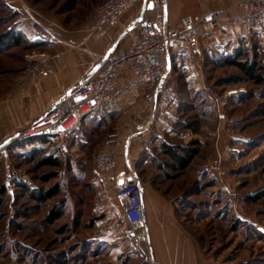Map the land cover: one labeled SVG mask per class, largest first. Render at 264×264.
<instances>
[{
    "label": "rangeland",
    "instance_id": "374dc122",
    "mask_svg": "<svg viewBox=\"0 0 264 264\" xmlns=\"http://www.w3.org/2000/svg\"><path fill=\"white\" fill-rule=\"evenodd\" d=\"M9 1L11 4L0 0V37L16 29L27 37L19 25L20 18L26 17L31 28L48 42L46 36L53 29L87 22L102 0ZM33 19L47 28L43 34ZM27 38L29 41L6 39L0 44V96L15 86L27 66L50 53L46 42ZM239 41L236 48L250 57L256 55L263 66L259 73L264 74L261 34L250 36L248 42L244 38ZM202 67L207 84L218 93L233 88H244L247 93L224 105L204 90L179 96L180 102L190 107L176 111L175 120L161 131L159 142L154 141L150 151L139 152L129 172L136 175L139 185L163 183L167 192H174L200 256L217 264H264V83L253 82L234 65L217 66L207 60ZM179 89L185 91V84ZM172 128L177 134L167 133ZM12 138L0 142V264H147L145 256L128 251V226L116 187L109 180L113 172L98 171L90 151L81 159L79 146H71L75 140L64 143L69 148L65 145L63 150L61 139L42 147L43 155L57 156L62 164L37 168L39 157L27 162L29 144L36 141L33 148L42 149L39 144L43 142L32 139L17 144ZM161 141L195 148L198 154L184 170H166L159 166L171 159L162 153ZM5 161L22 177L17 186H27L17 187L14 199L1 194ZM205 164L212 169L201 176ZM160 168L163 172L156 175ZM52 174L56 175L50 177ZM52 187L60 192L39 201L42 192ZM62 200H66L63 206ZM52 211V216H60L49 221Z\"/></svg>",
    "mask_w": 264,
    "mask_h": 264
},
{
    "label": "crops",
    "instance_id": "0c3cea01",
    "mask_svg": "<svg viewBox=\"0 0 264 264\" xmlns=\"http://www.w3.org/2000/svg\"><path fill=\"white\" fill-rule=\"evenodd\" d=\"M238 1L161 0L172 24H178L185 15L200 16L207 10L230 9ZM7 2L11 4L9 0ZM96 6L87 22L74 26L61 25L59 29L48 31V42L31 28L26 17L20 18L19 25L27 37L46 42L50 53L35 65L27 66L15 86L0 96V142L16 136L40 119L65 93L77 87L85 78L93 76L109 54L127 50L131 41L139 35L137 24L142 14L152 13L149 6H134L123 14L118 24L110 27L104 36H100L91 30L92 23L97 19ZM14 7L20 9L16 4ZM256 33L259 35L260 31L255 26L225 25L224 29L201 36L197 50L173 52L168 77L175 83L179 96L190 90H203H194L198 83L205 85L201 78L204 75L203 62L209 60L212 65H216V55L234 51L240 39L244 38L248 42L250 36ZM182 65H188L187 73H197L198 79L188 84L185 80L187 73L181 70ZM173 75L177 78L174 79ZM132 80L131 68L127 65L122 67L112 100L94 115L84 118L74 133L55 136L46 143H58L61 139L64 150L67 145L64 143L75 140V144L71 146H79L77 150L81 159H86L90 151L93 164L97 154L115 153L119 166L109 178L115 185V177L128 173L139 152L150 151L156 144L154 141L159 142L161 131L175 120L181 98L171 108L158 112L155 110V101L148 98L151 87H134ZM182 84L186 86L185 91L179 89ZM167 133L172 135L176 132L172 128ZM72 135H77V138ZM36 143L38 142H31L29 149L37 146ZM46 143L39 145L42 147ZM66 148H69L68 145ZM161 172L160 168L156 175ZM165 187L163 183H142L148 233L147 264H217L210 258L200 256L193 234L183 222L179 200L175 199L174 192H167Z\"/></svg>",
    "mask_w": 264,
    "mask_h": 264
},
{
    "label": "built area",
    "instance_id": "2783aa9c",
    "mask_svg": "<svg viewBox=\"0 0 264 264\" xmlns=\"http://www.w3.org/2000/svg\"><path fill=\"white\" fill-rule=\"evenodd\" d=\"M149 2V0H102L96 6L97 19L92 23L91 30L104 36L110 27L120 22L127 10L138 5L147 8ZM33 21L38 32L43 34L47 28L38 20ZM225 25L255 26L260 31L264 47V0H239L227 10H207L200 16L185 15L180 18L178 24L169 21L161 0H153L152 13L142 14L137 24L139 35L131 41L130 47L125 51L109 54L105 63L93 76L85 78L77 87L65 93L57 104L14 136L12 141L18 144L39 137L53 138L74 131L84 118L94 115L112 100L119 70L126 65L132 70L134 87H151L148 98L155 101L156 111L162 112L171 108L179 99L176 85L168 77L171 54L197 50L201 36L224 29ZM181 70L187 73L188 65H182ZM198 77L197 73L188 72L185 80L190 84ZM201 78L205 85L198 83L194 90L203 89L209 92L217 104L224 105L247 93L244 88H233L220 94L207 84L204 75ZM94 164L98 171L107 172H116L119 166L117 156L113 152L97 154ZM211 169L209 164H205L199 174L202 176L211 172ZM130 172L115 177L116 198L122 207V218L128 226L126 234L128 251L131 254L139 252L146 259L148 233L143 194L141 195L140 191L142 185H139L136 175ZM129 177L132 178L130 182ZM21 180L19 173L5 161L3 184L12 199ZM121 180L123 183H119Z\"/></svg>",
    "mask_w": 264,
    "mask_h": 264
},
{
    "label": "trees",
    "instance_id": "16d2710c",
    "mask_svg": "<svg viewBox=\"0 0 264 264\" xmlns=\"http://www.w3.org/2000/svg\"><path fill=\"white\" fill-rule=\"evenodd\" d=\"M15 24H16V22H14V25ZM6 39H9V40L12 39L13 42L14 41L22 42L23 40L29 41L25 35H22L21 32H17V29H16V32H8L7 34L2 35L0 37V44L5 43ZM225 54L226 55L220 54V55H216L214 57L217 66H223V65L237 66L253 82H255L257 84H263L264 83V74L259 73V71H261L263 66H261L259 64L258 60L256 59V55H254L253 57H250V55L246 54V52H244V50H242V48H236V50H234L232 52H227V53L225 52ZM245 54L247 55V58L242 59V56H244ZM179 103H180L179 109L186 110L187 108L190 107L189 104H184L182 102H179ZM186 127L190 128L191 125L186 124ZM36 139H40L41 142H46L50 138L39 137ZM22 143H24V142H20V144H22ZM160 147H161L160 149H161L162 153L171 159L170 163L166 162V164L164 166L163 165L159 166V167H165V169L170 168V169H174V170H178V171L184 170L194 160V158L198 154L197 149L187 148V147H184V146H182L180 144H176V143L173 144V143H169V142H163L160 145ZM43 150H44L43 147H42V149L31 148L30 151L28 152L30 157H28L27 162H32L37 157H39V158H37L38 160L36 161V167L37 168H41L44 166L56 167V166H60L62 164L61 159L58 158L57 156L52 157V156H48L47 154L43 155ZM55 175L56 174H52V175H50V177H53ZM167 176H170V174H167ZM19 186L20 187L23 186L24 188H27V186H24V184H22V183L19 184ZM19 186H17V187H19ZM59 192H60V190L58 189V187H52L46 191H43L42 195L39 196L38 200L41 202H44V201L56 196ZM4 193L7 194L5 187H4V184H3L1 187V194L4 195ZM255 196L256 195H252L251 199H255ZM65 203H66V200H62L60 205L63 206V205H65ZM53 211H55V210H53ZM53 211L50 212L49 217L47 218L49 221H53L60 216V214H58V215L56 214L55 216H52ZM22 215L26 216L27 212H23Z\"/></svg>",
    "mask_w": 264,
    "mask_h": 264
},
{
    "label": "water",
    "instance_id": "95a60500",
    "mask_svg": "<svg viewBox=\"0 0 264 264\" xmlns=\"http://www.w3.org/2000/svg\"><path fill=\"white\" fill-rule=\"evenodd\" d=\"M149 8H153V1H150L149 2ZM128 181L130 182V181H132V178L131 177H129L128 178ZM119 183H123V180H121ZM141 195L143 194V192H142V188H141ZM142 200H143V195H142Z\"/></svg>",
    "mask_w": 264,
    "mask_h": 264
}]
</instances>
